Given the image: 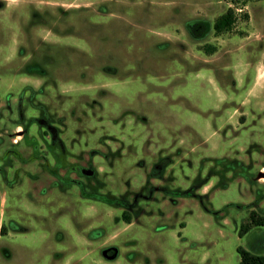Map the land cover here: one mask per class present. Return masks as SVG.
Here are the masks:
<instances>
[{"label": "rangeland", "instance_id": "obj_1", "mask_svg": "<svg viewBox=\"0 0 264 264\" xmlns=\"http://www.w3.org/2000/svg\"><path fill=\"white\" fill-rule=\"evenodd\" d=\"M251 211L264 0H0V264H236Z\"/></svg>", "mask_w": 264, "mask_h": 264}, {"label": "trees", "instance_id": "obj_2", "mask_svg": "<svg viewBox=\"0 0 264 264\" xmlns=\"http://www.w3.org/2000/svg\"><path fill=\"white\" fill-rule=\"evenodd\" d=\"M235 20L234 11L232 8H228L224 13L218 16L214 22L213 28L215 33H221L229 30ZM123 217L126 222H130V216L123 212ZM264 226V214H258L255 211H251L248 220L241 224L239 235H243L252 226ZM239 254V261L236 264H264V254H255L245 249L242 246L237 248Z\"/></svg>", "mask_w": 264, "mask_h": 264}]
</instances>
